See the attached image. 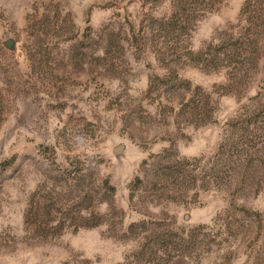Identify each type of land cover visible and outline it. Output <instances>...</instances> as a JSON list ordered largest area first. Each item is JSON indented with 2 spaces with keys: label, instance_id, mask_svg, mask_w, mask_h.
<instances>
[{
  "label": "rangeland",
  "instance_id": "374dc122",
  "mask_svg": "<svg viewBox=\"0 0 264 264\" xmlns=\"http://www.w3.org/2000/svg\"><path fill=\"white\" fill-rule=\"evenodd\" d=\"M207 3L0 0V264H264V0Z\"/></svg>",
  "mask_w": 264,
  "mask_h": 264
},
{
  "label": "trees",
  "instance_id": "16d2710c",
  "mask_svg": "<svg viewBox=\"0 0 264 264\" xmlns=\"http://www.w3.org/2000/svg\"><path fill=\"white\" fill-rule=\"evenodd\" d=\"M219 0H208V3H207V5L209 4L210 6L212 5H214V3H216V2H218ZM179 2V1H178ZM193 12V13H192ZM191 14L195 17L196 16V14H195V8H193V10L191 11ZM175 16L176 15H171L170 16V18H169V20L168 21H164V23H166V24H169V23H172L174 20H175Z\"/></svg>",
  "mask_w": 264,
  "mask_h": 264
}]
</instances>
